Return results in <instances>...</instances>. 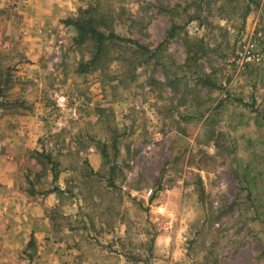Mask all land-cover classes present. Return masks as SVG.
Wrapping results in <instances>:
<instances>
[{
  "label": "rangeland",
  "instance_id": "obj_1",
  "mask_svg": "<svg viewBox=\"0 0 264 264\" xmlns=\"http://www.w3.org/2000/svg\"><path fill=\"white\" fill-rule=\"evenodd\" d=\"M0 264H264V0H0Z\"/></svg>",
  "mask_w": 264,
  "mask_h": 264
},
{
  "label": "trees",
  "instance_id": "obj_2",
  "mask_svg": "<svg viewBox=\"0 0 264 264\" xmlns=\"http://www.w3.org/2000/svg\"><path fill=\"white\" fill-rule=\"evenodd\" d=\"M70 24H72L77 29L78 37H79L80 41H83L86 38L95 39V41L97 42L98 51H99V48L101 47L102 43L106 40H113V39L121 40V41L126 40L122 37H119L118 35L113 34V33H110L108 35H103L101 32L97 31L92 26H86L77 20L71 21ZM171 32H173V30ZM235 101L246 106V103L242 102L240 99H235Z\"/></svg>",
  "mask_w": 264,
  "mask_h": 264
},
{
  "label": "crops",
  "instance_id": "obj_3",
  "mask_svg": "<svg viewBox=\"0 0 264 264\" xmlns=\"http://www.w3.org/2000/svg\"><path fill=\"white\" fill-rule=\"evenodd\" d=\"M37 226H38V225H36V224H35V228H38ZM33 228H34V226H33ZM29 232H31V230H30V229H29Z\"/></svg>",
  "mask_w": 264,
  "mask_h": 264
}]
</instances>
